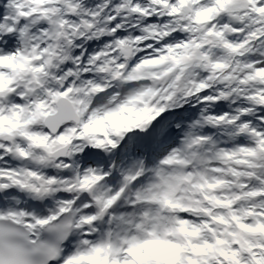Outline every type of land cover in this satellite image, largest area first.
I'll return each mask as SVG.
<instances>
[{
    "label": "snow or ice",
    "instance_id": "obj_1",
    "mask_svg": "<svg viewBox=\"0 0 264 264\" xmlns=\"http://www.w3.org/2000/svg\"><path fill=\"white\" fill-rule=\"evenodd\" d=\"M0 264H264V0H0Z\"/></svg>",
    "mask_w": 264,
    "mask_h": 264
}]
</instances>
